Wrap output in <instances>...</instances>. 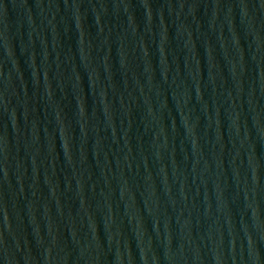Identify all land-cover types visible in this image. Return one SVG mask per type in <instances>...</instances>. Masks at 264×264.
<instances>
[{
  "label": "water",
  "instance_id": "obj_1",
  "mask_svg": "<svg viewBox=\"0 0 264 264\" xmlns=\"http://www.w3.org/2000/svg\"><path fill=\"white\" fill-rule=\"evenodd\" d=\"M0 264H264V0H0Z\"/></svg>",
  "mask_w": 264,
  "mask_h": 264
}]
</instances>
